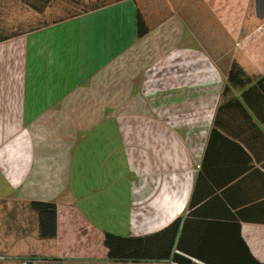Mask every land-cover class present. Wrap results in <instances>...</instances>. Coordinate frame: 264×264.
<instances>
[{
	"label": "crops",
	"instance_id": "obj_1",
	"mask_svg": "<svg viewBox=\"0 0 264 264\" xmlns=\"http://www.w3.org/2000/svg\"><path fill=\"white\" fill-rule=\"evenodd\" d=\"M52 3L0 0V264H264V0Z\"/></svg>",
	"mask_w": 264,
	"mask_h": 264
},
{
	"label": "trees",
	"instance_id": "obj_2",
	"mask_svg": "<svg viewBox=\"0 0 264 264\" xmlns=\"http://www.w3.org/2000/svg\"><path fill=\"white\" fill-rule=\"evenodd\" d=\"M145 25L144 15L141 11L138 12V33L142 35L147 30ZM259 83L264 84V78L259 81ZM31 206L36 210L40 217V234L44 238L54 237L57 233V205L53 202H42L33 201ZM115 237L112 235H107L106 243L108 246L112 247V243ZM110 254L112 257L117 255L114 250L110 249Z\"/></svg>",
	"mask_w": 264,
	"mask_h": 264
},
{
	"label": "rangeland",
	"instance_id": "obj_3",
	"mask_svg": "<svg viewBox=\"0 0 264 264\" xmlns=\"http://www.w3.org/2000/svg\"><path fill=\"white\" fill-rule=\"evenodd\" d=\"M114 0H53L55 10L51 11L49 13V18L47 19V16L44 17L45 21H54L56 18L59 17H68L74 14H78L80 12L85 11L86 9L96 7V6H101L107 3H110ZM52 3V4H53ZM62 8H65V10H62ZM31 11L26 7V10L20 11L21 14H29ZM42 17H38L35 19V25L40 23L42 21ZM10 28V29H14ZM29 28V27H28ZM135 146H138L136 143ZM133 154H135V162L138 161L139 158V152L138 151H133ZM136 210L138 209L137 205L135 206Z\"/></svg>",
	"mask_w": 264,
	"mask_h": 264
},
{
	"label": "built area",
	"instance_id": "obj_4",
	"mask_svg": "<svg viewBox=\"0 0 264 264\" xmlns=\"http://www.w3.org/2000/svg\"><path fill=\"white\" fill-rule=\"evenodd\" d=\"M37 262L34 258H26L22 261V264H37Z\"/></svg>",
	"mask_w": 264,
	"mask_h": 264
},
{
	"label": "bare ground",
	"instance_id": "obj_5",
	"mask_svg": "<svg viewBox=\"0 0 264 264\" xmlns=\"http://www.w3.org/2000/svg\"><path fill=\"white\" fill-rule=\"evenodd\" d=\"M165 205H166V200H165L162 204H159V203H158V205H157V202L154 203L153 207H156V206H157V209H159V208H164Z\"/></svg>",
	"mask_w": 264,
	"mask_h": 264
}]
</instances>
